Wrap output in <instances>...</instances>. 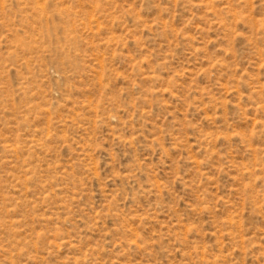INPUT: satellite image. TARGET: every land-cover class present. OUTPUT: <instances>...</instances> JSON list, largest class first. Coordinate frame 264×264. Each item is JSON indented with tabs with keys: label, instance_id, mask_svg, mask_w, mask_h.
Wrapping results in <instances>:
<instances>
[{
	"label": "rangeland",
	"instance_id": "rangeland-1",
	"mask_svg": "<svg viewBox=\"0 0 264 264\" xmlns=\"http://www.w3.org/2000/svg\"><path fill=\"white\" fill-rule=\"evenodd\" d=\"M0 264H264V0H0Z\"/></svg>",
	"mask_w": 264,
	"mask_h": 264
}]
</instances>
